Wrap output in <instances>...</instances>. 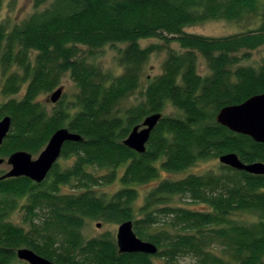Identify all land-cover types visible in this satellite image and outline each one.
I'll return each instance as SVG.
<instances>
[{
  "label": "trees",
  "instance_id": "obj_1",
  "mask_svg": "<svg viewBox=\"0 0 264 264\" xmlns=\"http://www.w3.org/2000/svg\"><path fill=\"white\" fill-rule=\"evenodd\" d=\"M48 1L33 0L34 11L20 23L0 25L1 92L11 97L0 103V119L11 118L0 157L37 155L59 128L81 140L64 144L59 158L70 163L62 169L56 162L39 184L25 177L0 180V264H11L20 248L56 264H178L181 258L190 264H264V175L221 165L216 173L161 178L162 172L179 174L229 153L243 163H264L263 143L215 120L222 107L264 92V64L240 65L249 51L264 49V0H53L45 6ZM211 20L247 21L248 28L221 38L184 31ZM152 38L175 42L179 51L167 52L142 100L119 111L140 87L149 56L161 49L139 46ZM117 44L124 45L119 75L88 61ZM66 74L78 92L72 102L47 110L39 97L59 88ZM22 88V96L13 97ZM168 106L173 115L163 114ZM155 113L162 117L145 151L127 148L123 141L131 129ZM151 182L136 208V187ZM112 185L118 186L113 193L99 194ZM173 196L203 209L168 206ZM15 210L23 214L18 225L10 220ZM248 214L257 220H237ZM87 220L131 221L135 235L157 251L121 254L108 234L85 238Z\"/></svg>",
  "mask_w": 264,
  "mask_h": 264
},
{
  "label": "rangeland",
  "instance_id": "obj_2",
  "mask_svg": "<svg viewBox=\"0 0 264 264\" xmlns=\"http://www.w3.org/2000/svg\"><path fill=\"white\" fill-rule=\"evenodd\" d=\"M51 1L49 0L45 6H47ZM44 6V7H45ZM34 11L33 8V0H0V25H7L12 26L14 24L20 23L23 19H25L29 14ZM248 23L247 21L244 23H236L226 20H211L206 21L201 24H196L193 26H189L184 28L186 33L201 35L210 38H221L226 37L238 33L245 32L247 30ZM157 44L161 49L160 51L154 52L149 56L148 61L145 63L144 67L140 73V87L134 90L128 97L124 98L118 105V110H124L132 105L139 103L142 100V90L147 85V81L153 79L157 75H159L162 71V63L165 60L167 52L169 50L172 51H179V45L175 42L166 43L160 39L152 38V39H145L139 41V46L141 48H145L149 45ZM124 45L117 44L116 46H104L100 50L94 52V55L88 59L89 62L95 63L99 69L102 71L110 72L115 74L116 76L122 72V69L118 66L117 57L119 56L118 49L123 48ZM80 52L87 56V49L84 47H80ZM90 56H87V58ZM264 64V49L262 47L249 51V58L242 60L240 65L242 66H251L254 68H258L260 65ZM198 72L201 75L207 73V67L202 59H199V68ZM2 75L0 71V103L7 101L11 97L4 96L1 92L2 86ZM60 87L62 88V95L59 101H63V105L70 103L74 99V95L78 92V89L70 79L69 75L66 74L62 81ZM22 88L18 95L13 96L15 98H20L23 93ZM51 93L41 95L39 97V101L44 105L47 110L53 109L57 106V103H51L49 101V95ZM175 112L174 110L168 106L167 109L163 112L164 115H173ZM37 155H32V159H36ZM1 158V157H0ZM2 165H0V171H7L9 170V166L6 163V159ZM60 168H65L70 161L68 159L58 158L57 160ZM222 164L219 163L218 159H208L199 161L194 164L189 169L185 170L179 174H165L161 173V178H169V179H179L184 175L191 173L195 175L204 174L206 172H218L220 166ZM154 186V182H151L147 185L137 186V190L139 192V197L135 201V207L141 205L143 196ZM118 188L117 185L112 186H104L98 189L99 194L102 192L105 193H113ZM63 192H71L72 187H64ZM168 206L173 207H187L193 210H202L203 206L198 203H189L186 198H181L180 196H173L170 200L167 201ZM23 214L21 210H15L14 213L10 216V220L15 224L18 225L21 222ZM138 217H140L138 215ZM234 217V216H233ZM237 220L243 223H252L257 220L256 216L253 215H237ZM99 224V227L96 226ZM118 223H106L101 220H87L82 230V234L85 238L91 237H100L104 234H108L113 239H115L116 230L118 227ZM155 262L161 264L157 259H154ZM192 261L190 258H181L178 260V264H190ZM11 264H28L24 261H20L15 259Z\"/></svg>",
  "mask_w": 264,
  "mask_h": 264
},
{
  "label": "water",
  "instance_id": "obj_3",
  "mask_svg": "<svg viewBox=\"0 0 264 264\" xmlns=\"http://www.w3.org/2000/svg\"><path fill=\"white\" fill-rule=\"evenodd\" d=\"M61 95L62 88L59 87L49 95V101L53 104L57 103ZM161 117V113L146 116L140 125L131 129L123 144L136 153H143L149 136ZM215 120L231 132L248 136L254 142L264 144V92L251 96L240 104L222 107ZM10 127L11 118L9 116L2 117L0 119V146L9 133ZM80 140L79 135L70 132L67 128H59L51 135L36 159L33 160L32 155L25 151H17L9 155L6 159L9 170L0 176V180L25 177L39 184L46 179L52 166L57 162L64 144ZM4 161V158H0V165ZM218 161L234 170L244 171L252 175H264V163H243L234 153L221 155ZM96 226L99 227V224ZM115 242L118 252L121 254L143 253L153 255L157 251L154 244L143 241L135 235L131 221H124L118 225ZM16 258L28 264H56L27 248L18 249Z\"/></svg>",
  "mask_w": 264,
  "mask_h": 264
}]
</instances>
